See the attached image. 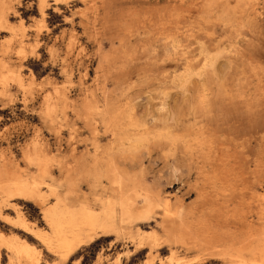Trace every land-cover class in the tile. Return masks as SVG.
Returning a JSON list of instances; mask_svg holds the SVG:
<instances>
[{"label":"rangeland","instance_id":"rangeland-1","mask_svg":"<svg viewBox=\"0 0 264 264\" xmlns=\"http://www.w3.org/2000/svg\"><path fill=\"white\" fill-rule=\"evenodd\" d=\"M28 158L100 217L114 172L137 211L155 203L50 249L16 224L52 234L42 206L1 187L42 180ZM69 166L89 176L70 193ZM0 180V264H32L1 237L39 264L247 262L264 244V0H0Z\"/></svg>","mask_w":264,"mask_h":264},{"label":"bare ground","instance_id":"bare-ground-1","mask_svg":"<svg viewBox=\"0 0 264 264\" xmlns=\"http://www.w3.org/2000/svg\"><path fill=\"white\" fill-rule=\"evenodd\" d=\"M30 159L28 158V160L31 161L32 164L38 165L39 168L41 169V177H42V180L40 182H38V181H33L32 182V181H27V180L21 181L20 180V181H16V182H13V183H9V184L5 185V187H4V185L3 186L1 185V187H3V188L6 189V193H7L8 197L10 199L22 198V199L28 200V201L29 200H33L37 204H39V205L42 206V208H43V211H42L43 219L47 223V225H48L49 229L51 230L52 234L49 235L46 231H44L42 229H39V228H36L35 227V224H33L30 221H28L26 219V217L23 216L21 214V211L18 210V209H16L17 214H18V218H17L16 224L21 229H23L24 232H27L29 235H32L34 238L39 239V241H42L50 249H53L55 246H57V247H65L67 249L72 247V250L75 249V248H77V247H79V246L81 247L84 244V240L86 238H88V235L91 234V232L93 233L94 231L98 230L99 228L104 229L106 227V220L111 218V220L113 221V219L116 218L118 211H120V214H121V216L119 218L122 217V219L123 220H127L125 222L128 223V221L130 222V221H133L134 219L135 220L138 219V218H136L137 213H139V212L142 213V212H145V211L147 212L148 210L146 208L149 209L150 208L149 205L153 203V202H151V200L149 198H148V200L147 199L144 200V198H143V200L144 201H147V203L145 202L146 203L145 204L143 202V207H141L142 205H140V208L141 209H139L140 211L139 210L137 211L138 208L136 209V206H139V205L136 203V200H134L131 197L130 189L129 190L126 189L127 187L125 186L126 184H125V182L122 179L123 178L122 175L120 176L119 173L117 174L116 172H114V173H112L110 175V177L111 176H113V177L112 178H109L110 179V182H111V183L110 182L109 183L110 184H113V186L117 185L118 187L117 186L116 187H113L110 184L109 185H110V188L112 186L113 188H115V190H116V188H118V190L115 191V190H111V189L108 188L110 190V194L111 195L108 194L109 195V198H107V201H106L105 204L111 209V211H110V214L104 215V218L103 217H100L98 214L94 213L91 208H89L87 206V205H90V201L88 200L89 198H87L86 195H84V194H78V192H76L77 194H76V198L75 199H71L70 197H68V194H67V196H65L64 194H62L63 196H65V198L62 197V195H61V193H59V191L57 189V185H56V183L59 182V179H57L55 177V172L49 168V166H48L49 165V162L48 161L47 162H43L41 160V158H36L34 160H32V159L30 160ZM81 159H83V160L86 161V159L84 157H81ZM106 163H105V165H106ZM82 165H83V162H82ZM70 166H69V168L66 171L61 168V174H64V173L67 174V175H64V178L66 180L65 182H67L68 185H69V189H70L69 190V193H70V191H72L73 188H74L73 190H76L77 188H80L79 182L82 181V183L84 184V182L88 181V178H89V176H87V177H84L83 176L84 178H80V176H78L77 178L74 177L73 173L75 172V170L77 172V175H79L80 170H78L76 168H70ZM112 166H110V167L112 168ZM111 168H109V170H111ZM114 168L115 167H113L112 169H114ZM58 169L60 170V168H58ZM104 170H106V169L104 168ZM109 170H107V171H109ZM80 175H81V172H80ZM108 177H109V174H108ZM0 182H1V180H0ZM107 183H108V181H107ZM109 185H108V187H109ZM42 186H45L46 189H47V191H44L43 188H42ZM66 191H68V190H66ZM76 191H78V190H76ZM1 194H0V196H1ZM71 195H72V193H71ZM9 198H8V200H9ZM52 198H56L57 202L55 204H52L50 202ZM149 200H150L151 203L148 202ZM77 202H79L80 204H83L82 205V208L80 210H76L74 208L75 207V204ZM154 203L152 205H154ZM144 204L147 205V206L145 207ZM73 205H74V207H73ZM152 205H151V207H153ZM0 208H1V206H0ZM142 208L143 209L145 208V210L143 211ZM41 210L42 209L40 208V211ZM146 214H148V213H146ZM143 217H145V216H143ZM130 223H132V222H130ZM133 224H134V221H133ZM126 225H128V224H126ZM142 225H143V223H142ZM137 230H139V229L137 228ZM173 230L175 232V228H173ZM102 231H104V230H102ZM140 231H142V230H140ZM166 231H164V232L167 233ZM168 231H172V229L171 230H168ZM148 232H150V231H148ZM170 233L173 234V232H170ZM170 233H168V234L170 235ZM126 235H127V233H126ZM145 235H147V234H145ZM153 235H156V234L154 233ZM128 238H129V236H128ZM144 238H141V239L143 240ZM157 238H159V237H157ZM170 238H171V236H170ZM258 238H257V241L259 240ZM142 240L140 241V243L142 242ZM153 240H154V238H153ZM156 241L157 240L153 241L154 244H155ZM257 241L256 240L255 241H252L254 243L256 242L254 244V247H256V248H254V247L252 248V246H253L252 243L250 244L252 246H250V245L248 246V244H247V246H248L247 248L250 249V247H251V250L250 251L248 249L246 250V252L249 251L247 253L248 254V261L245 262L244 264H264V244L260 246V244L257 243ZM1 242L4 243L6 245V247L9 248V249H13L15 251L20 252L21 254H25L27 256V258L32 261V264H39L38 263L39 261H37V259L35 257V250L36 249H34L27 242L23 241L24 242L23 243V242H21L20 240H17V239L7 240L4 237H1ZM258 244H259V247H258ZM145 246H146V244H145ZM140 247H142V246H140ZM153 247H155V246H153ZM154 249H156V248H154ZM18 255H20V254H18Z\"/></svg>","mask_w":264,"mask_h":264}]
</instances>
